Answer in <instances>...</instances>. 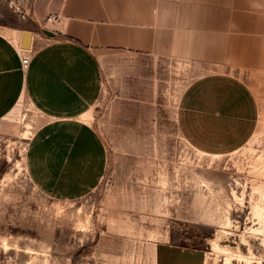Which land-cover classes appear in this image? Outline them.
<instances>
[{"label":"rangeland","instance_id":"374dc122","mask_svg":"<svg viewBox=\"0 0 264 264\" xmlns=\"http://www.w3.org/2000/svg\"><path fill=\"white\" fill-rule=\"evenodd\" d=\"M30 2L0 0V30L28 26ZM193 57L102 56L101 94L84 118L107 165L79 198H53L26 173V143L42 121L33 104L20 98L0 118V264H95L96 241L110 236L136 264L157 239L202 249L204 264H264V66L234 64L259 96L256 130L235 151L208 154L177 125L179 93L214 69Z\"/></svg>","mask_w":264,"mask_h":264},{"label":"crops","instance_id":"0c3cea01","mask_svg":"<svg viewBox=\"0 0 264 264\" xmlns=\"http://www.w3.org/2000/svg\"><path fill=\"white\" fill-rule=\"evenodd\" d=\"M29 25L0 30V118L26 98L41 113L25 147L32 183L57 199H75L100 182L105 144L84 117L103 85L102 56L158 58L178 52L214 65L178 95L177 125L197 150L224 154L256 130L261 106L234 64L264 66V0H31ZM50 13L60 20L46 28ZM31 31L30 62L21 66L22 32ZM140 264H204L202 249L171 240L150 243ZM119 237L96 241L95 264H136Z\"/></svg>","mask_w":264,"mask_h":264},{"label":"built area","instance_id":"2783aa9c","mask_svg":"<svg viewBox=\"0 0 264 264\" xmlns=\"http://www.w3.org/2000/svg\"><path fill=\"white\" fill-rule=\"evenodd\" d=\"M60 15L58 13H50L46 19V28L51 27V25L57 23L60 20ZM21 66L23 69L27 68L30 62L29 48H25L19 45Z\"/></svg>","mask_w":264,"mask_h":264},{"label":"water","instance_id":"95a60500","mask_svg":"<svg viewBox=\"0 0 264 264\" xmlns=\"http://www.w3.org/2000/svg\"><path fill=\"white\" fill-rule=\"evenodd\" d=\"M31 37V31L24 29L22 32V40H21V46L28 48L29 47V40Z\"/></svg>","mask_w":264,"mask_h":264},{"label":"bare ground","instance_id":"6f19581e","mask_svg":"<svg viewBox=\"0 0 264 264\" xmlns=\"http://www.w3.org/2000/svg\"><path fill=\"white\" fill-rule=\"evenodd\" d=\"M22 98V97H21ZM245 240V239H244Z\"/></svg>","mask_w":264,"mask_h":264}]
</instances>
